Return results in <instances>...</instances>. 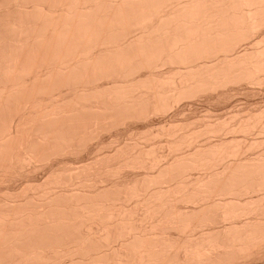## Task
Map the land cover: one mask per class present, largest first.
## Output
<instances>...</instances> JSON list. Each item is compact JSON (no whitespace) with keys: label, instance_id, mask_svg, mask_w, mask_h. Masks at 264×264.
Wrapping results in <instances>:
<instances>
[{"label":"bare ground","instance_id":"obj_1","mask_svg":"<svg viewBox=\"0 0 264 264\" xmlns=\"http://www.w3.org/2000/svg\"><path fill=\"white\" fill-rule=\"evenodd\" d=\"M0 264H264V0H0Z\"/></svg>","mask_w":264,"mask_h":264},{"label":"rangeland","instance_id":"obj_2","mask_svg":"<svg viewBox=\"0 0 264 264\" xmlns=\"http://www.w3.org/2000/svg\"><path fill=\"white\" fill-rule=\"evenodd\" d=\"M256 97L258 98V99L255 98L257 101L261 98L260 96H256ZM252 99H253V98H251V100H252ZM251 100H250V101H251ZM253 100H254V99H253ZM253 100H252L251 102H253ZM243 102H245L243 99H236V101L234 100V102L231 101L230 104H231V105H233V104H235V105H240V106L244 107V103H243ZM255 102H256V101L254 100L253 103H255ZM238 103H239V104H238ZM240 103H241L242 105H241ZM223 104H224V103H223ZM227 104L229 105V102H228ZM227 104L225 103V105H223V107L226 106V110L229 109V106H230V105L228 106ZM201 107H202V106H199V107H198V108H199L198 110H200L199 113H200V112L202 113V110H201V109H203V107H202V108H201ZM223 107H221V105H220L219 108L222 109ZM217 108H218V107H217ZM220 109H219V110H220ZM230 109H231V108H230ZM230 109H229V110H230ZM198 110H197V111H198ZM226 110H225V111H226ZM225 111L223 110L221 114L225 113ZM227 112H229V111H227ZM202 114H203V113H202Z\"/></svg>","mask_w":264,"mask_h":264}]
</instances>
